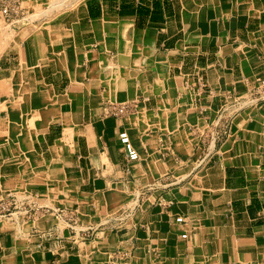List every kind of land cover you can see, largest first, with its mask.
Returning a JSON list of instances; mask_svg holds the SVG:
<instances>
[{"label": "crops", "instance_id": "0c3cea01", "mask_svg": "<svg viewBox=\"0 0 264 264\" xmlns=\"http://www.w3.org/2000/svg\"><path fill=\"white\" fill-rule=\"evenodd\" d=\"M49 1L0 15V264H264V0Z\"/></svg>", "mask_w": 264, "mask_h": 264}, {"label": "built area", "instance_id": "2783aa9c", "mask_svg": "<svg viewBox=\"0 0 264 264\" xmlns=\"http://www.w3.org/2000/svg\"><path fill=\"white\" fill-rule=\"evenodd\" d=\"M2 3V12L7 17H10L11 7L18 6V0H0ZM127 106L123 105L119 107V113H124L127 111ZM120 139L125 146L127 151L128 158L132 161L138 160L140 157L139 151L134 146L131 141L130 135L127 131H123L120 133ZM27 200L21 201L18 199L17 195L12 192L0 193V219L1 218H12L16 215L18 211L23 212L24 214H29L31 209L30 206L25 202ZM179 222H182L183 217H178L176 219ZM184 237L187 235L184 234Z\"/></svg>", "mask_w": 264, "mask_h": 264}, {"label": "rangeland", "instance_id": "374dc122", "mask_svg": "<svg viewBox=\"0 0 264 264\" xmlns=\"http://www.w3.org/2000/svg\"><path fill=\"white\" fill-rule=\"evenodd\" d=\"M66 1L69 2L70 0H50L49 3L45 7H42L40 9H38L36 12H33V13H30V14L26 15L27 20H30V22H34V23L37 24L43 18L51 19V18H53L56 15L61 13V12L60 13H58V12L55 13L53 10L56 9L57 7H54V8H51V7L56 6V4H65ZM78 1H80V0H75V1L72 0L73 4L75 2H78ZM49 9H52V10H50L52 12H48ZM66 9H67V7L65 9L63 8L62 10H66ZM0 15L2 16L3 21L5 22V24L9 25L10 24L9 18L5 14H3L1 5H0Z\"/></svg>", "mask_w": 264, "mask_h": 264}, {"label": "bare ground", "instance_id": "6f19581e", "mask_svg": "<svg viewBox=\"0 0 264 264\" xmlns=\"http://www.w3.org/2000/svg\"><path fill=\"white\" fill-rule=\"evenodd\" d=\"M70 1L72 2V0H70ZM74 1H75V0H74ZM71 2H70V3H71ZM58 5H62V4H56V6H58ZM71 5H72V4H71ZM56 6H55V7H56Z\"/></svg>", "mask_w": 264, "mask_h": 264}]
</instances>
